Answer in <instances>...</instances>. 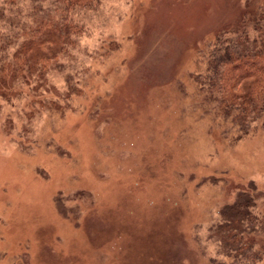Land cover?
I'll return each instance as SVG.
<instances>
[{
  "label": "rangeland",
  "instance_id": "374dc122",
  "mask_svg": "<svg viewBox=\"0 0 264 264\" xmlns=\"http://www.w3.org/2000/svg\"><path fill=\"white\" fill-rule=\"evenodd\" d=\"M244 2L105 0L85 18L93 27L69 54L95 92L79 99L89 116L73 117L84 130L66 131L64 112L28 120L32 141L59 139L78 160L55 170L40 151L14 158L0 130V264H225L208 229L243 185L264 190V129L230 144L190 75L195 50ZM58 64L50 98L68 93Z\"/></svg>",
  "mask_w": 264,
  "mask_h": 264
},
{
  "label": "trees",
  "instance_id": "16d2710c",
  "mask_svg": "<svg viewBox=\"0 0 264 264\" xmlns=\"http://www.w3.org/2000/svg\"><path fill=\"white\" fill-rule=\"evenodd\" d=\"M104 3L105 0H0V130L7 132L12 142L17 141L18 150H9L14 158L19 157L17 153L31 157L40 151L50 158L55 170L57 163L78 160L59 139L32 141V124L28 120L36 113L53 116L55 111L64 112L66 131L73 125L76 132L84 130L85 126L76 125L77 118L73 117L88 115L80 110L79 99L95 92L86 81L77 83L73 78V63L78 68L79 65L69 54L77 51L93 27L84 23L85 18ZM193 58L190 79L197 95L204 98L209 114L216 123L220 121L224 138L237 144L264 129V1L245 0L234 19L200 44ZM56 63H62L55 69L57 74L65 75L68 93L50 98L54 85L60 84H52ZM40 104L45 105V113L38 110ZM9 109L15 110V117ZM30 165L28 169H35ZM36 173L47 181L52 176L48 168L38 167ZM82 176L77 174L73 179L80 185ZM225 179L213 181L218 184ZM262 200L263 189L255 183L243 185L210 223L214 254L225 264H264ZM62 202L57 203L58 211L69 215ZM32 263L28 256L13 260V264Z\"/></svg>",
  "mask_w": 264,
  "mask_h": 264
}]
</instances>
